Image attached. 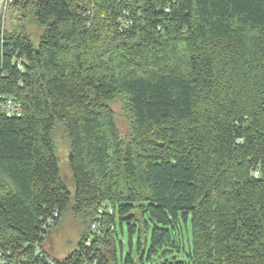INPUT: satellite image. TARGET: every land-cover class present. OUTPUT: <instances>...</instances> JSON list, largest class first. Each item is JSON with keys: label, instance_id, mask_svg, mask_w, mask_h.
Listing matches in <instances>:
<instances>
[{"label": "trees", "instance_id": "16d2710c", "mask_svg": "<svg viewBox=\"0 0 264 264\" xmlns=\"http://www.w3.org/2000/svg\"><path fill=\"white\" fill-rule=\"evenodd\" d=\"M14 6L22 16L31 7L41 32L33 43L20 17L0 41V105L19 104L17 115L0 111L2 255H22L18 264H264V0ZM117 98L124 138L109 106ZM57 123L73 194L60 178ZM69 209L99 233L85 230L71 253L48 258L44 240ZM123 224L135 258L117 257Z\"/></svg>", "mask_w": 264, "mask_h": 264}, {"label": "rangeland", "instance_id": "374dc122", "mask_svg": "<svg viewBox=\"0 0 264 264\" xmlns=\"http://www.w3.org/2000/svg\"><path fill=\"white\" fill-rule=\"evenodd\" d=\"M20 17L22 18L20 21L24 25L25 31L33 43L36 44L41 31L33 19L31 7L26 9L24 16H22V12L19 7H13L5 18L4 29H15L19 23ZM109 106L111 112L113 113L115 125L120 137L124 138L130 136L131 130L123 109L122 100L117 98L111 102ZM52 137L55 144V154L58 157L59 162L60 178L70 193L73 194L74 182L69 168L70 144L63 125L58 123L56 124ZM93 221H91L90 226H88V223H82L81 219L74 215L71 209L67 210L62 215L58 225L48 232L44 240L42 249L45 251L47 257L51 259H62L64 256L71 253L73 249L76 248L81 234L84 233L85 230H88V232L90 231ZM116 229L117 236L122 242L121 251L119 249L117 250V257L119 258L120 255L124 256L130 251L131 255L135 258L136 236L133 237V245L130 250L127 242L126 225L123 224L122 231L118 225L116 226ZM141 234L144 236L143 228L141 229ZM162 251L163 250H159L158 254ZM156 258L157 256H154V259Z\"/></svg>", "mask_w": 264, "mask_h": 264}, {"label": "built area", "instance_id": "2783aa9c", "mask_svg": "<svg viewBox=\"0 0 264 264\" xmlns=\"http://www.w3.org/2000/svg\"><path fill=\"white\" fill-rule=\"evenodd\" d=\"M15 1L16 0H0V41L2 40V32H3V30H5L4 29L5 18L7 17L8 12L13 7H15L14 6V2ZM124 21H125V19L122 20V22H124ZM0 54H1V52H0ZM18 110H19V104L15 103V101L12 100L11 98H6L4 100V103L2 105H0V111L5 112L7 115H12V114L17 115L18 114ZM252 174L255 175V176L258 175L257 171H253ZM103 212H107V213L111 214L112 213V209L111 208H106L104 210L103 209H98L97 216H101V214ZM90 230L93 233H99L100 226H99V224H98V222L96 220H94L92 222ZM85 242L88 244L89 240H87ZM17 258H18V260H22L23 256L19 255ZM18 260H10L9 258L4 257L2 255V252H0V264H18V262H17Z\"/></svg>", "mask_w": 264, "mask_h": 264}]
</instances>
